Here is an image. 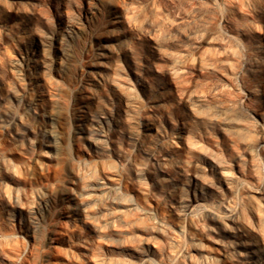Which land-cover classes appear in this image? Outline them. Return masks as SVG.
Wrapping results in <instances>:
<instances>
[{"label":"clouds","instance_id":"9594fccd","mask_svg":"<svg viewBox=\"0 0 264 264\" xmlns=\"http://www.w3.org/2000/svg\"><path fill=\"white\" fill-rule=\"evenodd\" d=\"M118 255L264 264V0H0V264Z\"/></svg>","mask_w":264,"mask_h":264},{"label":"rangeland","instance_id":"374dc122","mask_svg":"<svg viewBox=\"0 0 264 264\" xmlns=\"http://www.w3.org/2000/svg\"><path fill=\"white\" fill-rule=\"evenodd\" d=\"M224 140H225V141H228V137H227V136H224ZM228 143H229V145H230L231 142L228 141ZM191 147H193L194 149H199V150H201V154H202V153H203V149L207 148L208 146H207V145H195V146H191ZM229 150H232V149H229ZM204 159L207 160L208 163H210V164H214V163H215V162H214L213 160H211L208 156H204ZM216 167H219V166L217 165ZM238 172H239V165H236V166H235V173H238ZM228 175H229V174H228V173H225V172H222V173H221V176H224V177H226V176H228ZM223 187H224L225 189H228L229 192L231 191V189L229 188V186L227 185V183H225V184L223 185ZM256 195H258V194H256ZM257 218H258V214H257ZM210 223H213V226H215V224H216L217 222H210ZM89 227H91V226L89 225ZM221 228H222V226H221ZM209 243H210V242H209ZM151 247L153 248V250H155V246H154V245L151 246ZM131 251H132V249H131V247H129V248L127 249V252L130 253ZM60 259L65 260V264H68V261L66 260L65 257H60ZM113 259H114L115 264H124V260L126 259V256L118 255V256L114 257Z\"/></svg>","mask_w":264,"mask_h":264},{"label":"bare ground","instance_id":"6f19581e","mask_svg":"<svg viewBox=\"0 0 264 264\" xmlns=\"http://www.w3.org/2000/svg\"><path fill=\"white\" fill-rule=\"evenodd\" d=\"M216 247H218V245Z\"/></svg>","mask_w":264,"mask_h":264}]
</instances>
